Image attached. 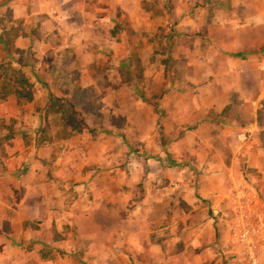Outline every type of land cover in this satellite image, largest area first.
<instances>
[{
	"label": "rangeland",
	"instance_id": "1",
	"mask_svg": "<svg viewBox=\"0 0 264 264\" xmlns=\"http://www.w3.org/2000/svg\"><path fill=\"white\" fill-rule=\"evenodd\" d=\"M108 1L91 5L104 19L92 47L91 38L64 24L82 11V1L0 0V61L22 68L34 84L33 100L18 101L17 117H0V143L18 137L33 144L34 157L49 149L76 162L92 158L80 170L89 178L99 173L102 191L121 211L84 227L114 223L124 233L126 259L111 264H264V169L249 165L264 167V106L242 119L235 100L228 114L206 108L178 123L162 106L163 79L172 75L178 30L191 33L188 0H112L114 28ZM210 1L195 0L198 16ZM2 28L18 29L15 48ZM52 95L72 98L86 127L71 133L49 108ZM234 119L242 132L228 131ZM28 124L31 132L17 131ZM98 187H83L90 201L102 197ZM64 226L45 236L65 238ZM52 251L63 253L57 245Z\"/></svg>",
	"mask_w": 264,
	"mask_h": 264
},
{
	"label": "crops",
	"instance_id": "2",
	"mask_svg": "<svg viewBox=\"0 0 264 264\" xmlns=\"http://www.w3.org/2000/svg\"><path fill=\"white\" fill-rule=\"evenodd\" d=\"M80 1L82 11L79 9L75 17L66 16L65 28L91 38L93 47L104 19L92 8L93 0ZM108 3L113 7L109 21L114 28L115 3ZM71 5L68 2L69 8ZM186 5L189 20L194 22L189 24V31L202 29L203 33L186 36L178 30L181 45L177 47L176 41L177 48L172 49V75L163 79L162 106L168 116L181 123L183 117L202 115L206 108L225 107L236 100L235 115L252 119L264 98V0H211L206 6L212 8L199 16L195 0H188ZM172 10L175 14L177 8ZM54 25L52 22L53 28L58 27ZM17 103L14 95L0 98V117H17ZM30 127L28 124L17 131L25 134L31 132ZM228 127V131H243L237 119ZM31 147L33 144L18 137L0 143V264H111L119 257L126 259V238L114 223L94 231L84 227L92 218H108L121 211L102 191L99 173L89 178V171L80 170L91 164L92 158L76 162L67 156H50L49 149L34 157ZM249 165L264 169L260 164ZM77 180L80 182L73 186L71 182ZM96 182L103 198L90 201L83 187ZM62 224L66 231H58L67 234L65 238L45 236L49 229ZM73 230L79 233L73 235ZM56 245L63 249L62 254L52 251Z\"/></svg>",
	"mask_w": 264,
	"mask_h": 264
},
{
	"label": "trees",
	"instance_id": "3",
	"mask_svg": "<svg viewBox=\"0 0 264 264\" xmlns=\"http://www.w3.org/2000/svg\"><path fill=\"white\" fill-rule=\"evenodd\" d=\"M13 29L14 32L11 33L10 30L2 28V38L10 48H15L13 38L18 35V29ZM8 93L15 94L18 101H31L34 98V84L22 68L14 66L11 61H0V98H5ZM231 105L230 102L224 107L226 114L229 113ZM262 105L264 106V102ZM75 106L72 98L53 95L50 97L49 108L61 114L65 125L71 133L79 132L86 127L85 119L79 112H76ZM260 119L261 116L258 114V122Z\"/></svg>",
	"mask_w": 264,
	"mask_h": 264
}]
</instances>
